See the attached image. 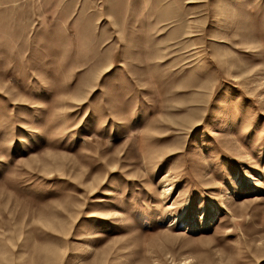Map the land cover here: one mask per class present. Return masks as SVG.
I'll return each mask as SVG.
<instances>
[{
    "label": "rangeland",
    "instance_id": "obj_1",
    "mask_svg": "<svg viewBox=\"0 0 264 264\" xmlns=\"http://www.w3.org/2000/svg\"><path fill=\"white\" fill-rule=\"evenodd\" d=\"M0 264H264V0H0Z\"/></svg>",
    "mask_w": 264,
    "mask_h": 264
},
{
    "label": "bare ground",
    "instance_id": "obj_2",
    "mask_svg": "<svg viewBox=\"0 0 264 264\" xmlns=\"http://www.w3.org/2000/svg\"><path fill=\"white\" fill-rule=\"evenodd\" d=\"M170 188H171V184H166L165 186H163V193L165 194V193H167V192H169L170 191ZM174 221V220H173ZM171 223V222H170ZM169 223V224H170Z\"/></svg>",
    "mask_w": 264,
    "mask_h": 264
}]
</instances>
